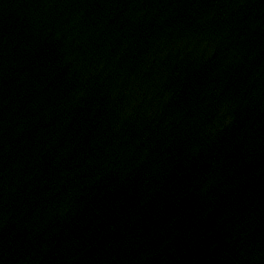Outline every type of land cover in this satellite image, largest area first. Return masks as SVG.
<instances>
[{"label": "water", "instance_id": "obj_1", "mask_svg": "<svg viewBox=\"0 0 264 264\" xmlns=\"http://www.w3.org/2000/svg\"><path fill=\"white\" fill-rule=\"evenodd\" d=\"M0 264H264V0H0Z\"/></svg>", "mask_w": 264, "mask_h": 264}]
</instances>
